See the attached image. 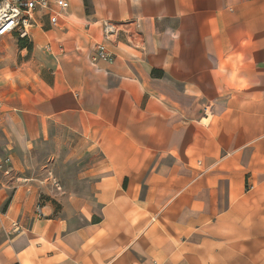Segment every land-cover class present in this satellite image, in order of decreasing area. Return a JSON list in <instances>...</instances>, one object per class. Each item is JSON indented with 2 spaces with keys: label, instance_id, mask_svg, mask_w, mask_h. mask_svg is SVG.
Here are the masks:
<instances>
[{
  "label": "crops",
  "instance_id": "obj_1",
  "mask_svg": "<svg viewBox=\"0 0 264 264\" xmlns=\"http://www.w3.org/2000/svg\"><path fill=\"white\" fill-rule=\"evenodd\" d=\"M68 2L31 27L53 68L0 92V264H264V0ZM39 143L100 155L56 189Z\"/></svg>",
  "mask_w": 264,
  "mask_h": 264
},
{
  "label": "rangeland",
  "instance_id": "obj_2",
  "mask_svg": "<svg viewBox=\"0 0 264 264\" xmlns=\"http://www.w3.org/2000/svg\"><path fill=\"white\" fill-rule=\"evenodd\" d=\"M38 30L35 27L30 28V35L26 37L12 36L0 39V92H3L4 87L10 88L11 82L26 85L33 77L36 79L44 78L45 71L47 72L48 68H53L55 61L45 50L42 32ZM36 45L44 47H40L36 51ZM4 148L5 144L0 132V154L4 152ZM54 151L55 147L52 144L39 143L35 148H32L30 156L24 157L21 161L25 175L41 181L50 178L56 189L62 181L76 180L77 174L100 155L96 154L95 151L93 154L89 151H83L81 157L72 159L68 163L64 162L66 160L64 158L59 159L56 168H61L62 175H58L52 171L49 172L47 169Z\"/></svg>",
  "mask_w": 264,
  "mask_h": 264
},
{
  "label": "built area",
  "instance_id": "obj_3",
  "mask_svg": "<svg viewBox=\"0 0 264 264\" xmlns=\"http://www.w3.org/2000/svg\"><path fill=\"white\" fill-rule=\"evenodd\" d=\"M69 8L68 0H54V2L51 0H0V39L12 36H29L30 28L36 24L35 14L37 12H43L48 17L50 25L58 27L62 15ZM115 31L114 25L104 24L103 41L95 46L92 54L94 62H114L115 55L109 50L108 42ZM46 50L52 52L51 46H47ZM9 161L6 159L1 162L0 170H3ZM36 215L38 217L44 216L41 203L36 206Z\"/></svg>",
  "mask_w": 264,
  "mask_h": 264
}]
</instances>
